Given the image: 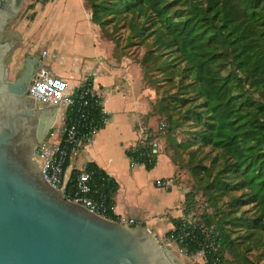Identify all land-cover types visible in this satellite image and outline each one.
Returning a JSON list of instances; mask_svg holds the SVG:
<instances>
[{"label":"trees","instance_id":"1","mask_svg":"<svg viewBox=\"0 0 264 264\" xmlns=\"http://www.w3.org/2000/svg\"><path fill=\"white\" fill-rule=\"evenodd\" d=\"M86 3L93 22L102 30L112 23L117 31L122 27L128 30L126 44L137 39L147 45L148 59L140 61L144 74L150 72L147 64L152 59L165 77L163 83L168 82L172 88L178 86L180 121H191V127L202 128L197 133L190 130L193 144L212 146L219 151L217 160L221 163L216 164L217 171L206 165L195 169V177L210 202L229 195L226 204L231 213L245 206L252 210L238 222L226 211L220 216L219 208L216 214L206 215L205 223L199 222L206 231L213 232L205 262L201 264L220 261L239 264L246 260L238 244H245L247 249L264 245V118L260 120V114L264 116V0H86ZM122 20L125 23L121 27ZM109 39L118 50L120 40L113 36ZM256 93L261 99L255 97ZM172 96L175 99L178 94ZM169 108L166 99L155 105L160 123L168 124L167 131L175 118ZM67 114H73L72 108H68ZM155 144L159 142L150 136L144 150L132 149L128 154L151 170L159 154L153 152ZM86 170L92 183L103 190L107 203L114 204L117 182L94 163H88ZM195 196L194 191L186 192L185 215L193 210ZM110 216L120 221L113 212ZM181 221L176 220L175 228L166 236L178 234ZM237 227L245 228L244 237H233ZM175 242L188 257H194L199 248L189 239ZM226 250L232 253V259L225 257Z\"/></svg>","mask_w":264,"mask_h":264},{"label":"crops","instance_id":"2","mask_svg":"<svg viewBox=\"0 0 264 264\" xmlns=\"http://www.w3.org/2000/svg\"><path fill=\"white\" fill-rule=\"evenodd\" d=\"M33 12L30 21H17L21 48L17 68H24L28 55L40 53L44 70L68 80L73 90L90 78L108 117L69 164L67 174L74 178L88 163L96 164L118 184L113 213L120 221L166 236L175 228V221L185 216L186 190L181 184L179 191L174 189L177 165L163 152L161 141L157 164L151 170L128 154L142 135L156 130L160 120L153 101L155 91L144 82L141 65L129 56H119L115 43L93 22L86 0H48L37 3ZM51 138L57 141L59 136L54 133ZM159 179H171L174 186L160 187Z\"/></svg>","mask_w":264,"mask_h":264},{"label":"water","instance_id":"3","mask_svg":"<svg viewBox=\"0 0 264 264\" xmlns=\"http://www.w3.org/2000/svg\"><path fill=\"white\" fill-rule=\"evenodd\" d=\"M26 1L0 0V264H177L145 226L102 217L45 178L35 151L61 111L29 95L42 55H28L12 79L7 58L17 40H4Z\"/></svg>","mask_w":264,"mask_h":264},{"label":"built area","instance_id":"4","mask_svg":"<svg viewBox=\"0 0 264 264\" xmlns=\"http://www.w3.org/2000/svg\"><path fill=\"white\" fill-rule=\"evenodd\" d=\"M29 95L38 103L58 105L64 119L62 127L56 132L59 139L43 142L35 151V157L43 167L45 178L52 186L60 189L66 199L80 203L98 215L111 219L110 213L113 212L114 205L107 203L103 190L92 183V176L86 168L79 171L74 178L67 174L69 164L77 157L81 149L93 140L108 119L103 101L93 88V82L87 78L84 84L78 85L73 90L65 78L41 69L31 80ZM68 108L73 110L70 116L66 113ZM167 126L166 121L161 122L158 131L165 132ZM150 136L155 138L151 130L149 134L142 135L133 150L137 151L139 148L144 150ZM159 150L160 147L155 144L153 152L159 153ZM171 182V179L156 181L160 187H167ZM181 220L179 233L166 236L167 240L175 242V239L179 241L189 239L197 243L199 248L195 256L197 255L205 262V254L213 232L206 231L201 224L196 223L191 214L185 215ZM133 221L131 220V223ZM213 244L214 242H211L212 246ZM179 250L182 253L185 252L180 246Z\"/></svg>","mask_w":264,"mask_h":264},{"label":"rangeland","instance_id":"5","mask_svg":"<svg viewBox=\"0 0 264 264\" xmlns=\"http://www.w3.org/2000/svg\"><path fill=\"white\" fill-rule=\"evenodd\" d=\"M37 3H44L43 0H27L25 3V6L23 10L20 13L19 18L14 20L10 25L9 29L6 31V35L4 40H10V39H16L17 40V21L18 19H25V20H31L35 16V12H33V9L35 8ZM125 22L122 20L120 21L121 27ZM123 29L117 31L114 27V24H110L106 27L105 30H102V34L105 38L109 39L113 37H117L120 40V47H118L117 53L119 56H129L134 61L138 62L140 64V61H143L145 59H148L147 54V45H142L141 42L137 39L131 41L130 43L126 44V38L129 34L128 30L124 27ZM112 35V36H109ZM115 35V36H114ZM111 40V39H109ZM115 43V42H114ZM21 48L18 47V43H16L13 50L10 52L8 58H7V64L10 70V78L15 79L18 76V72L20 71L17 68V52H19ZM150 68V72L144 74V82L150 88L151 90L155 91V96L153 98V101H155V105H158V102L161 99H166V103L170 106L168 109L170 112L173 113L174 117L173 121H170V130H164L158 131V127L160 125V121L156 123V130L151 129L153 131V134H155L154 140L159 142L161 141L163 143V152L169 154L173 160L175 161L177 165V173L175 175V187L174 189L176 191H179V184H181L186 192L194 191L196 193L195 196V205L193 210L189 213L192 215L193 220L196 223H199L200 221L204 222L206 221L205 217L206 215H214L216 214L217 210L219 208V215L224 216L225 211L226 213L232 214L231 219L234 221H242L243 218L250 215V211L247 210L248 206L241 207L235 212H230V207L226 204V202L229 199V195L220 198L217 202L211 203L209 200V196L205 194L200 187L201 184L199 183L198 179L195 177V174H197V171L195 170L199 165H206L207 167H214L215 171H217L218 167L216 164L219 163L221 160H217L219 158V151L213 148L212 146H200L199 144H193V140H191L190 136V130L197 133L201 131L202 128L198 126L197 127H191L190 122H182L179 119V93H176L178 90L177 87H169L168 82L163 83V79L165 77H162L160 75V71L156 69V64H154V61L152 59H149L148 64ZM155 70V71H153ZM168 81V80H167ZM160 83L162 86L158 87L157 84ZM166 87V88H164ZM162 88H164L162 90ZM165 89H168V92L165 93ZM175 99L172 95H176ZM255 97L258 99H261V96L256 93ZM36 104L41 107H45L47 104H41L36 101ZM181 104V103H180ZM163 117H167L166 115H163ZM264 116L260 114V120ZM58 122L53 126L49 136L46 138L45 142L52 139L53 134L58 132V130L62 127L64 119L63 114H60L58 116ZM188 124V126H187ZM163 133V134H161ZM188 145H190L188 147ZM39 147V146H38ZM38 147L36 149H38ZM201 174H199L200 176ZM174 182V181H173ZM171 186H174V184L171 183ZM215 193V191H212L211 193ZM176 204L179 206V197L175 201ZM217 221V219H214ZM200 224V223H199ZM202 225V224H201ZM216 225V224H215ZM247 225V224H246ZM246 233L245 228L243 227H237L235 228V232L232 234L234 238H241L244 237ZM157 239L161 243L162 246L167 247L171 249L173 252V255L175 256V261L177 264H179V260L183 261V264H201L203 261L200 259L197 255L194 257H187L185 252H180L179 245L172 241L169 242L166 238V236H157ZM239 252L245 255L246 260L240 262L239 264H246L247 262H252L255 264H264V245H252L250 249H247L245 247V244L243 245L238 244ZM225 257L227 259H232V253L229 251H225Z\"/></svg>","mask_w":264,"mask_h":264},{"label":"flooded vegetation","instance_id":"6","mask_svg":"<svg viewBox=\"0 0 264 264\" xmlns=\"http://www.w3.org/2000/svg\"><path fill=\"white\" fill-rule=\"evenodd\" d=\"M13 4H14V3H13ZM12 6L14 7V5H12ZM24 6H25V4H24ZM16 19H17V17L14 18V20H16ZM14 20H13V21H14ZM13 21H11L10 24H11ZM10 24H9V25H10ZM9 25L7 26V30L9 29ZM7 32H8V31H7ZM5 35H6V32H5ZM10 40H11V39H10Z\"/></svg>","mask_w":264,"mask_h":264},{"label":"bare ground","instance_id":"7","mask_svg":"<svg viewBox=\"0 0 264 264\" xmlns=\"http://www.w3.org/2000/svg\"><path fill=\"white\" fill-rule=\"evenodd\" d=\"M58 116H59V115H58ZM58 116H57V117H58Z\"/></svg>","mask_w":264,"mask_h":264}]
</instances>
